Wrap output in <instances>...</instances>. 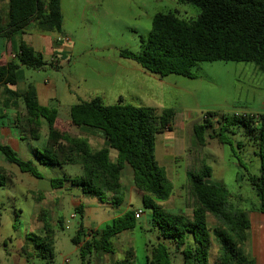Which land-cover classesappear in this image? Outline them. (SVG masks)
Segmentation results:
<instances>
[{
    "label": "trees",
    "instance_id": "trees-1",
    "mask_svg": "<svg viewBox=\"0 0 264 264\" xmlns=\"http://www.w3.org/2000/svg\"><path fill=\"white\" fill-rule=\"evenodd\" d=\"M179 4L195 6L200 10L196 19L186 20L176 12L156 14L142 50L119 51L122 59L135 62L144 72L166 78L171 75L196 78L192 68L199 62L250 63L264 73V0H177ZM36 24L46 32H59L63 26L61 0H9L7 13L0 12V37L10 39L23 34ZM17 58L0 64V102L5 110H15V128L22 138L39 141L44 121L48 136L43 150H35L39 165L79 166L83 174L51 180L53 190L66 184L77 187L83 195L97 198L115 208L124 202L122 177L126 167L132 171L131 184L140 196L144 207L152 212V225L158 230L160 241L151 250L146 264H172L170 248L162 240L174 242L175 251L184 255V263L209 264L213 242L219 246L215 264H255L245 254L251 223L244 211L233 210L228 190L210 181L212 169L201 161L197 170L188 174L187 189L193 201V212L174 213L162 207L172 187L165 170L155 156L156 137L173 130L175 111L134 107L120 100L105 106L101 98L81 101L70 109L69 121L61 122L58 111L41 106L36 88L29 84L20 94L16 86L22 68L44 71L59 67L48 63L32 46L20 42ZM23 104V109L20 108ZM236 128L238 130H236ZM85 129L104 141L105 147L94 150L88 139L75 134ZM245 139L239 146H251L260 160V175L250 176L249 182L259 198L257 212L264 214V114L219 115L208 112L201 123L194 126L197 144L205 147L207 136L221 145H232L233 136ZM229 135V136H228ZM116 151L115 160L111 151ZM4 160L15 165L22 173L41 179L32 161L22 160L9 145H0ZM0 186H4L7 172L0 167ZM35 199L42 194L32 193ZM83 205L78 212L83 220ZM136 211L127 210L102 230L85 232L83 222L72 242L85 261L92 250L114 254L112 240L136 227ZM215 226L209 225V220ZM42 235L28 237L47 264L54 262L56 230L47 211H41ZM1 225V219H0ZM64 229V221L58 220ZM82 236L90 237L82 243ZM116 264H134V252L128 251L125 260Z\"/></svg>",
    "mask_w": 264,
    "mask_h": 264
},
{
    "label": "rangeland",
    "instance_id": "rangeland-1",
    "mask_svg": "<svg viewBox=\"0 0 264 264\" xmlns=\"http://www.w3.org/2000/svg\"><path fill=\"white\" fill-rule=\"evenodd\" d=\"M63 9L64 30L74 41V45L70 46L68 62H60L58 68L48 67L44 71L23 68L27 83L53 89L52 99L45 104L58 111L59 120L63 123L69 121L71 107L81 101L88 102L99 97L105 106H111L117 104L119 93L129 96L122 91L123 86H117L113 79L110 80V71L115 69L110 60L122 59L119 56L122 49L140 53L141 41L148 37L152 18L156 14L176 12L183 19L193 20L200 13L197 7L179 4L177 0H103L88 7L83 6L82 0H64ZM45 60L51 63L55 59L45 56ZM121 61L140 68L131 60ZM255 69L250 63H196L192 68L196 75L194 79L169 76L168 81L176 89L166 93L168 100L159 104L173 109L176 114L193 115L195 125L201 123L208 112L226 116L262 113L264 89L260 90V87L264 88V74ZM75 134L88 139L94 150L105 147L104 141L98 137L78 130ZM176 135L179 136V133ZM47 136L48 126L44 121L42 138L39 141L22 140L16 149L22 160L32 161L37 166L41 179L21 173L17 166L0 160V166L13 174V178L8 176L5 185L0 186V264H13L21 251L32 254L29 264H47L35 254L34 243L28 239L32 234L42 235V223L38 221L42 210L49 213L56 230L53 264H116L125 260L130 250L134 252V264H146L152 248L160 242L159 233L152 225V212L144 207L135 190L129 191L132 177L123 174L124 202L118 208L85 196L70 184L62 190H53L51 180L81 175L83 171L79 166L39 165L35 150H43ZM185 140V156L176 158L173 164L160 161L172 187L171 197L160 202L162 207L175 213L192 214L193 201L187 189L188 174L198 169L203 156L212 168V182L228 190L231 208L244 211L248 216L257 212L260 201L248 178L260 175V160L253 147L239 146L240 142L245 143L241 134L233 136L232 145H221L207 136L206 146L201 147L193 133H189ZM214 155H219L220 159ZM116 156L117 152L112 150L111 158L115 160ZM28 192L42 194L43 198L35 199ZM78 203L84 207L83 220L75 210ZM127 210L141 212L142 215L137 219L135 229L112 240L114 254L94 248L84 261L79 248L72 242L81 222L86 233L102 230ZM58 219L64 221L63 230L58 228ZM85 241L86 237L82 236V243ZM162 241L170 248L172 264H185L184 255L175 251L174 242ZM217 255L215 247L209 264H214Z\"/></svg>",
    "mask_w": 264,
    "mask_h": 264
},
{
    "label": "crops",
    "instance_id": "crops-1",
    "mask_svg": "<svg viewBox=\"0 0 264 264\" xmlns=\"http://www.w3.org/2000/svg\"><path fill=\"white\" fill-rule=\"evenodd\" d=\"M102 1L103 0H95V2H91V0H82V3L84 7H88L90 5H94L97 3L100 4L102 3ZM8 3L9 0H0V12L3 15L7 13ZM63 4H64V0H61V11L63 15V26L61 31L46 32L38 28L36 24H32L25 29L23 34H17L10 39L0 37V64H6L17 58V55L20 52L19 47L21 41H25L27 44L32 46L38 54L43 56L44 60H45V56H49L52 59H55L53 61H56L58 63L68 62L69 54H71L70 46L74 45V41L71 40V38H69L67 32L64 30L65 16H64ZM121 60L122 59L110 60V64H112L113 67L115 68L114 70L110 71V80L113 79V83L116 84L117 86H123L124 89L122 91L127 93L129 96L125 97L123 92L119 93L116 98V103L122 100L125 104H129L134 107L164 109L165 107L160 106L159 103H164L165 101H167L168 98L166 93L172 92L174 91V89H176V86H173L168 81L169 76L166 78H159L144 72L141 68H138L131 63H127L126 61H121ZM258 72L261 71L258 70ZM29 84H32L36 88L37 99L39 104L41 106L47 107V104L45 103H47L49 99H52L53 89L51 87L38 88V86H36L33 83L30 82L27 83L23 68L20 70V76L17 85L12 87V89L20 94H23L26 91ZM174 85L176 84L174 83ZM263 89L264 88L260 87V90ZM20 108L23 109L22 103H20ZM260 109L262 110V113L242 114V115L264 114V100L261 104ZM16 115L17 113L15 110H5L0 102V145H9L19 155L16 149L19 146L20 142L22 140L29 141V139L22 138L20 136V132L18 131V129L15 128ZM219 115H223V114H219ZM235 115H240V114H235ZM194 126H195V117L193 115L176 114L173 121V130L171 132H164L162 134H159L156 137L155 156L160 166H161V162L162 163L170 162L173 164L176 158L186 155L187 147L185 143L186 142L185 137L189 133L194 134ZM76 130H78V132L79 131L85 132L88 135L90 134L85 129H81V130L75 129L74 132H76ZM178 133L179 136L176 135ZM89 136L95 137L94 135H89ZM158 149H159V155H158ZM253 150L256 154V150L255 149ZM215 155L214 157L220 159L219 155L218 156ZM200 158H201L199 160L200 162L201 161L205 162L203 156H201ZM3 159L4 158L0 153V160L2 161ZM0 167L6 170L7 177L10 176L13 178V174H11L7 168H5L4 166H0ZM125 173H127L128 176L132 177V171L129 167H126V169L124 170L123 174ZM210 181H212V178L210 179ZM129 189H130L129 191L135 190L133 186H130ZM28 193L32 195V192H28ZM80 205L81 204L79 203L75 204V210ZM83 214H84V210H83ZM123 214L124 213H122L121 216ZM249 219L251 223V228L249 231V241L245 247V254L248 255L254 261L255 264H264V214L255 212L249 216ZM58 220H57V224H58ZM215 224L216 223L214 220L212 219L209 220V225L211 227H214ZM86 240H89V237H86ZM55 243H56V239H55ZM216 245L217 243L213 242L212 250L210 253L213 254L214 248L216 247V252L219 254V246ZM35 250H36L35 254L39 257L38 250L36 248ZM31 258H32V254H27L26 252L21 251L17 254V257L15 258L13 264H29ZM216 258L214 264L216 263ZM210 261L211 258L209 259V262Z\"/></svg>",
    "mask_w": 264,
    "mask_h": 264
},
{
    "label": "built area",
    "instance_id": "built-area-1",
    "mask_svg": "<svg viewBox=\"0 0 264 264\" xmlns=\"http://www.w3.org/2000/svg\"><path fill=\"white\" fill-rule=\"evenodd\" d=\"M141 215H142L141 212H137V211H136V215H135L136 219H139V218L141 217Z\"/></svg>",
    "mask_w": 264,
    "mask_h": 264
}]
</instances>
